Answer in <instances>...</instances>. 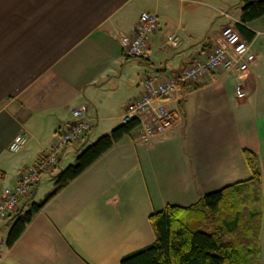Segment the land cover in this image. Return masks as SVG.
<instances>
[{"label":"crops","instance_id":"obj_1","mask_svg":"<svg viewBox=\"0 0 264 264\" xmlns=\"http://www.w3.org/2000/svg\"><path fill=\"white\" fill-rule=\"evenodd\" d=\"M212 8L208 0H0V195L51 149L73 122V109L88 105L93 124L9 219L54 189L81 154L78 148L103 136L92 137L96 130L110 134L123 124L125 107L143 95L148 78L170 79L208 56L228 27L210 26L206 9ZM145 11L160 22L149 58L137 59L125 53L120 38L135 33ZM240 18L231 26L256 55L249 71H218L181 86L177 99L166 103L180 113L172 130L150 144L134 132L116 143L35 215L12 247L0 238V264H121L156 242L152 215L168 206L189 208L249 181L244 150L257 156L261 174L264 264V16L242 32ZM172 35L179 48L167 42ZM241 85L245 98L237 95ZM21 134L27 145L10 152ZM8 220L0 219L2 234L9 233Z\"/></svg>","mask_w":264,"mask_h":264},{"label":"trees","instance_id":"obj_2","mask_svg":"<svg viewBox=\"0 0 264 264\" xmlns=\"http://www.w3.org/2000/svg\"><path fill=\"white\" fill-rule=\"evenodd\" d=\"M263 16L264 0H244L236 28L242 32L244 24ZM136 128L135 121L122 124L84 149L59 174L50 193L16 216L6 246L12 247L35 215ZM244 156L252 171L249 181L208 194L189 208L168 206L152 215L156 242L126 256L121 264H261V174L257 156L248 150Z\"/></svg>","mask_w":264,"mask_h":264},{"label":"built area","instance_id":"obj_3","mask_svg":"<svg viewBox=\"0 0 264 264\" xmlns=\"http://www.w3.org/2000/svg\"><path fill=\"white\" fill-rule=\"evenodd\" d=\"M159 22L158 15L143 12L135 33L120 38L125 53L137 59L149 58L150 40L156 33ZM167 42L173 48L180 46V40L175 35L169 36ZM255 61L256 55L251 45L234 27H226L222 31L219 43L206 58L195 61L170 79L158 81L156 78H148L144 83L143 95L125 107L122 122L123 124L137 122L135 130L137 140L143 144H150L155 138L172 130L179 121V111L170 109L166 103L177 99L181 86L199 82L218 71L244 75ZM237 95L240 98L246 97L242 85L238 87ZM88 112V105L85 104L73 109V122L59 134L51 149L21 176L15 187L2 190L0 219H8L17 211L20 200L31 196L41 175L59 164L60 157L67 147L82 142L90 134L93 124L88 118ZM27 143L26 135H18L10 144L9 151L18 153Z\"/></svg>","mask_w":264,"mask_h":264},{"label":"rangeland","instance_id":"obj_4","mask_svg":"<svg viewBox=\"0 0 264 264\" xmlns=\"http://www.w3.org/2000/svg\"><path fill=\"white\" fill-rule=\"evenodd\" d=\"M208 1L212 5L215 6V10H213V8L212 9H206L207 12H209V14H210L209 23H210L211 27H214L215 29H220L222 27V25H228V27H235V26H231V25L234 24L233 19H236V17H238L240 15L241 9H242L243 4H244V0H208ZM187 6H186V9L188 8ZM217 10H219V12H217ZM221 11L229 13L231 18H229V17L227 18L226 16L221 15ZM105 131H107V130H105V128L101 127L100 129L96 130L93 133L92 137H100L101 135H106L105 133H107V132H105ZM134 133H135V131H134ZM73 146H77V144H74ZM78 149L80 151H83V149H85V148L80 147ZM75 153L77 154L78 152L74 151V154ZM74 154L73 153L70 154V156H69L70 158L68 159V161H70L74 157ZM71 163H74V162H71ZM58 169H59V167H57L56 171ZM6 188H11V187L10 186H2V190L6 189ZM12 223H13V219H9L8 221L4 222L6 227H8L9 225L11 226ZM6 233H8V232H6ZM6 233L2 234L0 232L1 241L4 239L6 240L7 235H8Z\"/></svg>","mask_w":264,"mask_h":264}]
</instances>
